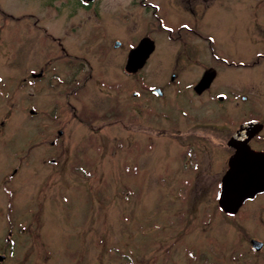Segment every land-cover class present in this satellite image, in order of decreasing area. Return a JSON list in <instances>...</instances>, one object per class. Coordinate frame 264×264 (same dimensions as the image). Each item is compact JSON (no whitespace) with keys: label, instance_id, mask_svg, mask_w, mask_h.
<instances>
[{"label":"rangeland","instance_id":"374dc122","mask_svg":"<svg viewBox=\"0 0 264 264\" xmlns=\"http://www.w3.org/2000/svg\"><path fill=\"white\" fill-rule=\"evenodd\" d=\"M115 1L99 28L90 17L88 46L75 43L84 58L68 61L69 77L53 69L64 85L20 90L29 71L48 77L57 64L44 50L28 54L34 32L0 41V264H264V248L249 250L251 238L264 244V196L232 218L216 207L226 140L246 119L264 127V0H196V72L217 67L211 93L226 96L199 98L195 111L185 97L151 98L147 115L133 111L132 85L149 91L161 82L178 54L169 39L194 35L179 29L171 6L153 0L158 20L149 16L146 24L157 32L154 52L138 77L126 75L139 8ZM107 34L118 51L98 43ZM46 42L42 36L50 49ZM84 59L88 73H75ZM172 66L187 65L178 57ZM81 112L92 117L84 121Z\"/></svg>","mask_w":264,"mask_h":264},{"label":"flooded vegetation","instance_id":"af4514ba","mask_svg":"<svg viewBox=\"0 0 264 264\" xmlns=\"http://www.w3.org/2000/svg\"><path fill=\"white\" fill-rule=\"evenodd\" d=\"M204 3H206L205 0H202ZM162 2H166L168 6H171V12L170 15L173 17V19L179 24V29H181L182 32H188L194 35L193 37H189L187 34L183 35H177L176 38H170L169 42L173 43L176 45V48L178 50V54L175 55V58L173 60V63L177 60L178 57L181 58L182 63L187 65L185 66L182 70L180 69L179 66H170L166 67V70L162 72V81L157 82L156 85L150 86L147 91L139 89L137 84L132 85V97L134 100L139 101V105L135 104L133 107V111L136 112L137 110L143 111L146 113V115L150 112V106L148 105L149 102H151V98L155 101L160 102L162 104L167 103L169 101H176L179 97H185L186 102L188 103V107H191L193 105H196V100L199 98H206L208 101H213L214 99L218 102L222 101L226 93H224V96L221 95H216L211 93V89H213L214 85V80H217L218 78V71L217 67L212 65L211 63L208 64V66L202 68V70L197 73L196 72V41L193 39H196V32L193 31L192 27H195L196 25V0H162ZM114 5V7H119V2L115 0H0V41L1 40H10L12 37H24L25 32L31 33L34 32L33 34V42H31L32 48L30 50V53L38 51H43L44 54H47L50 59L54 60L57 64V67H50L51 69V74L47 77L46 73L42 71V69H34L32 71H29L27 75L21 79V82L19 83L20 90H24L25 86H35V84L40 86H45V88H54L57 84H65L67 81L62 80V77H59L58 74H54L55 68L60 71V73H63L65 76L68 75L67 71L68 70V61L73 57H77L80 55H77V51L79 50V47L76 46L75 43L77 41L80 42L79 45H82L83 47L88 46V23L91 19L94 22H91V26H95L99 28L101 25V19L103 18V11L105 10V6H110ZM131 4L134 7H138V13L134 16V19L137 23L140 24V36L138 39L135 41L133 46L128 50L135 49L140 41L142 40H150L153 43V52L155 49V44L154 41L151 37H154L153 35H157V32L155 29L147 26V20L149 19V16L156 18V10H157V2H154L153 0H129L128 5ZM40 11V15H37V12ZM44 12V13H43ZM172 13V14H171ZM118 15V16H117ZM41 16V17H40ZM48 16V17H47ZM117 16V17H116ZM120 15L117 12L114 15V20L119 18ZM49 20V21H48ZM158 20V19H157ZM45 21H48L51 25L50 32L46 31L45 27L42 25L43 23H46ZM160 22V20H159ZM160 27V31H165L167 32L166 27ZM32 29V30H31ZM159 30V29H157ZM3 31V32H2ZM94 31V29H93ZM79 35H74L73 33H79ZM4 33V34H3ZM163 33V32H162ZM74 35V36H73ZM91 35V34H90ZM44 37V41H47L46 43L50 44V49H44L43 43H41V37ZM160 36V35H158ZM167 37V33L165 35ZM81 38L80 40H77V38ZM67 38V39H66ZM75 39L76 41H74ZM98 43L100 41L106 43L107 45L111 44V49L115 52L118 51L120 48V44L117 42V39L114 37L111 38V36L104 35L102 39L97 40ZM118 43V44H116ZM76 47V48H75ZM99 48V45H98ZM38 50V51H37ZM75 50V51H73ZM176 50V51H177ZM96 53L99 55V58H102V56L98 53L99 50L96 48ZM127 52V54H128ZM151 52L147 59L144 62V65L138 69L134 73H127L124 71V66H123V72L126 75L129 76H135L139 75V73L144 69L146 66V63L150 57V55L153 53ZM125 55V61H126V56ZM75 55V56H74ZM212 58H214L215 61H218L220 63L225 64L228 66L224 60L221 59H216L213 55V53H210ZM82 59L84 56H80ZM124 61V63H125ZM85 65L77 67V69H72L75 73H78L79 71H87L90 69L88 67L87 62L84 59ZM209 65L213 66L210 67ZM71 66V65H70ZM193 66V67H190ZM86 67V68H85ZM241 67L243 68L244 65L242 64ZM83 68L85 70H83ZM54 69V70H53ZM185 69V70H184ZM65 70V72H63ZM120 70V67L118 68V71ZM207 70H212L214 72V76L212 78V81L209 83L208 87L201 92H196V85L202 78L203 74ZM57 71V70H55ZM28 77L27 80H25ZM69 77V75H68ZM88 78V74L86 75ZM84 79V78H83ZM54 81V86L50 85L49 86V81L51 82ZM69 80V79H68ZM191 80V81H187ZM85 81V80H84ZM82 80L81 82L84 83ZM118 82V83H117ZM117 82L114 83L112 86L116 90H119V80L117 79ZM79 88V86H77ZM81 88V87H80ZM79 88V89H80ZM77 89V90H79ZM138 92L139 97H136V94H134V91ZM76 91V90H75ZM219 92V91H216ZM228 93V92H227ZM137 94V96H138ZM64 96L67 95L66 92L63 94ZM75 95H77V92H75ZM135 96V97H134ZM214 98V99H213ZM240 100L243 101V98L241 97ZM211 103V102H210ZM217 103V102H215ZM148 105V107H147ZM162 106V105H161ZM193 109V108H192ZM31 112L33 110H30ZM193 111H195L193 109ZM82 113V120L88 121V118L90 119L92 115H88L89 113L81 112ZM181 113V112H180ZM195 113V112H193ZM163 114V113H160ZM182 114V113H181ZM32 115V114H29ZM35 115V114H33ZM116 116V115H115ZM181 116V115H179ZM183 118H191L190 114L188 117L186 115ZM181 116V117H182ZM167 118V117H165ZM169 119V118H167ZM183 119V120H184ZM195 123L196 118H191L187 119L192 120ZM256 119H246L244 121H241L238 125L237 128L250 121H255ZM78 121V120H77ZM184 122H186L184 120ZM235 129V131L237 130ZM264 127L262 126V130L258 135L253 137L249 142H248V147L250 150L254 152H260L264 154V137H260L261 133L264 131ZM62 131V130H61ZM60 130L56 131L55 138L61 136ZM233 131V133L235 132ZM232 133V134H233ZM230 134V136L232 135ZM230 136L228 138H230ZM228 140V139H227ZM226 140V141H227ZM54 140L50 142V145L52 146L54 144ZM226 143V142H225ZM225 151H227V156L226 159L224 160L225 162L222 165V174L220 175L219 181L216 183L219 185L220 179L223 176L224 172L227 169V161L229 157L233 154V149L229 148L225 144ZM50 164L56 165L53 161H50ZM68 171V174L70 175L72 168L67 167L66 169ZM16 172L15 169L12 170L11 174H14ZM218 193V192H217ZM217 196V195H216ZM264 196V192L261 194L256 195L252 200L245 202V204L250 203L254 200H257L259 197ZM243 204L241 207H244ZM240 207V208H241ZM238 212V211H237ZM226 216V215H225ZM234 216V215H233ZM232 216V217H233ZM246 220L249 217V214H244L243 215ZM228 218H232L229 216H226ZM252 242L260 244L259 249L256 251L252 248ZM264 244L260 241H257L255 239H249V250L252 253H257L263 250Z\"/></svg>","mask_w":264,"mask_h":264},{"label":"water","instance_id":"95a60500","mask_svg":"<svg viewBox=\"0 0 264 264\" xmlns=\"http://www.w3.org/2000/svg\"><path fill=\"white\" fill-rule=\"evenodd\" d=\"M118 44V43H116ZM153 50L150 40H142L126 56L124 71L134 73L140 69ZM214 72L207 70L198 84L196 92L206 89L212 81ZM262 125L257 121L244 123L230 136L226 146L233 149L227 161V169L220 179L217 196V208L227 216H233L246 201L264 192V154L254 152L248 142L258 135ZM260 244L252 242V248L258 250ZM4 257L0 255V263Z\"/></svg>","mask_w":264,"mask_h":264}]
</instances>
